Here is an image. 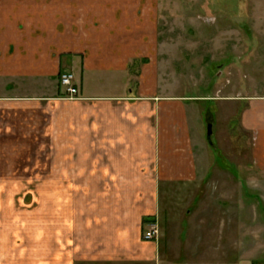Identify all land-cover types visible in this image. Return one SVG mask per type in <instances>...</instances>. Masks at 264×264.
<instances>
[{
  "label": "crops",
  "instance_id": "0c3cea01",
  "mask_svg": "<svg viewBox=\"0 0 264 264\" xmlns=\"http://www.w3.org/2000/svg\"><path fill=\"white\" fill-rule=\"evenodd\" d=\"M142 7L134 0H0L2 164L34 167L40 198L68 200L49 235L45 221L0 223V264L143 259L152 245L143 237L145 218L159 215L162 190L205 177L194 139L192 101L200 97L170 93L159 74L170 47L160 48L154 18L143 32ZM64 72L75 75L76 99L60 85ZM224 101L244 107L240 126L251 139L244 174L264 205V95ZM80 199L101 200L92 208L95 223L106 225L98 253L94 239L80 240L79 215L87 213Z\"/></svg>",
  "mask_w": 264,
  "mask_h": 264
},
{
  "label": "rangeland",
  "instance_id": "374dc122",
  "mask_svg": "<svg viewBox=\"0 0 264 264\" xmlns=\"http://www.w3.org/2000/svg\"><path fill=\"white\" fill-rule=\"evenodd\" d=\"M134 1L143 4V32L151 31L154 18L160 48L170 47L169 54L160 55V62L167 65L159 71L168 78L170 93L200 97L192 101L198 126L194 139L205 177L194 184H173L162 190L159 215L145 218L146 230L155 222L159 237L142 251L143 259L84 262L262 264L264 205L262 193L257 191L254 196L249 192L244 174L251 163V139L241 130L239 119L244 107L224 100L264 95V0ZM148 60L143 65L147 64L149 77L155 67ZM138 73L132 71L134 77ZM159 89L164 91L163 86ZM14 154L22 158L24 152ZM7 162L5 152L0 153V223L45 221L49 235L55 222L64 217L57 210L68 200L40 198L41 184L34 167L22 165L12 170L2 164ZM15 162L23 160L16 158ZM46 187L55 189L54 183H46ZM99 201L76 202L87 212L79 215L80 240L94 239L92 253L103 250L101 233H106L101 232L106 225L95 223L100 216L92 208L102 206ZM85 225H91L89 230H84Z\"/></svg>",
  "mask_w": 264,
  "mask_h": 264
},
{
  "label": "built area",
  "instance_id": "2783aa9c",
  "mask_svg": "<svg viewBox=\"0 0 264 264\" xmlns=\"http://www.w3.org/2000/svg\"><path fill=\"white\" fill-rule=\"evenodd\" d=\"M61 87L65 90L67 99H76L79 95L75 83V75L72 72H64L59 78ZM148 230L144 233V240L153 241L159 237V227L156 223H150Z\"/></svg>",
  "mask_w": 264,
  "mask_h": 264
},
{
  "label": "water",
  "instance_id": "95a60500",
  "mask_svg": "<svg viewBox=\"0 0 264 264\" xmlns=\"http://www.w3.org/2000/svg\"><path fill=\"white\" fill-rule=\"evenodd\" d=\"M210 136H211V126L208 127V137L210 139Z\"/></svg>",
  "mask_w": 264,
  "mask_h": 264
}]
</instances>
